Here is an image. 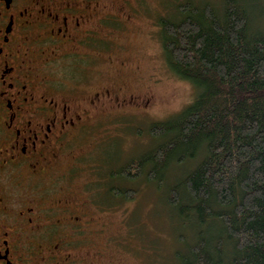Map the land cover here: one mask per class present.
I'll return each instance as SVG.
<instances>
[{
	"label": "flooded vegetation",
	"instance_id": "af4514ba",
	"mask_svg": "<svg viewBox=\"0 0 264 264\" xmlns=\"http://www.w3.org/2000/svg\"><path fill=\"white\" fill-rule=\"evenodd\" d=\"M142 14L140 0H0V264H98L101 249L91 260L72 249L105 232L113 191L75 172L105 169L88 159L108 124L154 101L139 89L152 84L126 88L106 72L139 50Z\"/></svg>",
	"mask_w": 264,
	"mask_h": 264
},
{
	"label": "trees",
	"instance_id": "16d2710c",
	"mask_svg": "<svg viewBox=\"0 0 264 264\" xmlns=\"http://www.w3.org/2000/svg\"><path fill=\"white\" fill-rule=\"evenodd\" d=\"M247 9L241 0L219 9L186 1L175 21L159 19L165 64L197 95L150 125L151 151L113 172L160 185L171 165L194 163L167 190L180 219L197 223L179 264H264V20L252 27Z\"/></svg>",
	"mask_w": 264,
	"mask_h": 264
},
{
	"label": "rangeland",
	"instance_id": "374dc122",
	"mask_svg": "<svg viewBox=\"0 0 264 264\" xmlns=\"http://www.w3.org/2000/svg\"><path fill=\"white\" fill-rule=\"evenodd\" d=\"M186 1L192 2L195 6L210 3L217 9L221 2V0H140L143 14L137 25L140 24L142 29L136 40L141 46L137 51L128 48L121 54H115L106 68L114 83L126 88L134 87L135 80L140 85L152 84L148 90L143 86L139 89L141 93L148 92L149 96L153 95L154 101L150 100L147 112L128 109L126 117L108 124L101 138V146L94 148L88 159L89 164H97V155L98 158L102 157L105 169L97 171L96 168L88 166L75 172L74 181L90 174L92 179L100 178L107 190L115 191V186L120 189L118 196L122 200L107 193L109 211L104 217L100 216L101 219L107 220L105 232L99 237L94 235L93 241L89 243L79 241L72 249L75 254L77 251L84 253L89 260L94 258L93 253L96 249H101L102 254L95 260L98 264H179L180 258L176 254L187 253L181 242L184 239L190 243L195 236L197 223L194 220L187 222L180 219L178 213L167 203L169 186L176 183L177 178L183 177L185 172L193 167V162H187L181 167L171 165L164 176V183L160 185L153 181L148 182L147 176L129 181L119 179L113 174L120 168L128 166L133 159L153 149L155 142L149 130L151 124L177 116L197 95V88L191 82L180 79L167 68L162 55L160 37L156 35L153 24L161 16L175 21V16L179 15L180 5ZM241 3L249 10L251 26L257 27L264 20V17L259 16V13L264 12L262 2L256 0L251 3L248 0H241ZM250 7H259L261 12ZM147 21L151 24L145 33ZM107 120L103 119V122ZM84 142L86 143V140L80 142L81 146H75L73 151L81 153L76 149L83 148ZM81 174L83 176H80ZM74 185L79 187L77 183ZM99 185L101 184H92L90 188L98 194ZM125 190L134 191L130 194L131 198L123 199ZM42 241L46 247L52 241L56 242V239L46 238Z\"/></svg>",
	"mask_w": 264,
	"mask_h": 264
}]
</instances>
